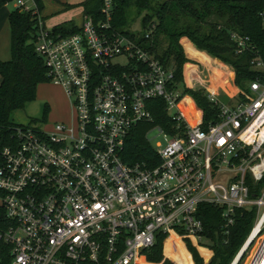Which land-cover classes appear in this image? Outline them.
<instances>
[{"label":"built area","instance_id":"2783aa9c","mask_svg":"<svg viewBox=\"0 0 264 264\" xmlns=\"http://www.w3.org/2000/svg\"><path fill=\"white\" fill-rule=\"evenodd\" d=\"M10 2L36 14L34 51L47 80L62 88L70 120L48 130L13 123L0 147L7 264H141L157 234L203 241L201 203L220 208L224 233L235 209H254L229 264H249L255 254L253 264H261L264 185L255 186L264 175V77L249 81L231 105L206 91L217 111L204 122L172 83L171 67L140 39L154 22L142 31L137 18L138 28L117 30L112 0H102L96 16L82 14L76 32L61 34L45 27L32 0ZM230 37L241 52L242 38ZM251 63L264 72L258 58ZM157 100L167 129L153 123ZM141 125L152 146L148 162L124 163V139Z\"/></svg>","mask_w":264,"mask_h":264},{"label":"trees","instance_id":"16d2710c","mask_svg":"<svg viewBox=\"0 0 264 264\" xmlns=\"http://www.w3.org/2000/svg\"><path fill=\"white\" fill-rule=\"evenodd\" d=\"M10 1L0 0V7ZM32 1L39 13L40 0ZM101 1L81 0L77 4L82 8V14L94 17L98 14ZM112 8L111 24L117 30H127L137 18L142 31L147 23H155L149 38L144 40L141 36L140 39L161 63L171 67L172 83L178 84L181 94L186 95L201 110L204 122L212 119L217 108L209 101L204 89L191 88L189 85L190 59L185 55L188 52L185 45L182 47L181 41H187L196 50L227 64L231 68L230 78L240 99L247 91L249 81L264 77V72L253 68L251 63V60L258 58L264 64V26L261 16L264 15V0H112ZM36 23L37 16L30 11L22 12L13 8L7 16L9 58L0 60V147L9 136V128L13 124L10 114L32 100L38 84L47 81L42 61L34 51ZM52 30L70 34L77 31V26L66 21L54 25ZM231 33L242 38L244 48L241 52H235L236 44L230 37ZM153 103V123L167 129L170 120L163 111L162 102L157 100ZM144 133L145 126L141 125L124 139L121 151L124 163L148 162L152 146L146 141ZM262 185L264 175L256 183V192ZM196 215L202 224L201 235L211 251L207 260L204 261L194 245L184 239L190 260L172 233L163 243V254L169 259L162 255V241L166 234H157L153 244L141 251L145 260L160 264H191V261L192 264H229L253 223L254 209H235L233 222L226 233L223 232L220 208L201 203L196 208ZM261 241L258 240L259 243ZM255 255L249 264L255 262ZM8 259L7 247L0 241V264H7ZM261 264H264V256Z\"/></svg>","mask_w":264,"mask_h":264},{"label":"rangeland","instance_id":"374dc122","mask_svg":"<svg viewBox=\"0 0 264 264\" xmlns=\"http://www.w3.org/2000/svg\"><path fill=\"white\" fill-rule=\"evenodd\" d=\"M80 1L81 0H40L41 7L39 12L44 19L45 27L47 29H52L54 25L66 21H71L75 26H78L82 15V8L77 4ZM26 2L30 4L28 1ZM12 6V3L8 2L1 9L4 13L13 9ZM138 27V19H135L133 28ZM180 43L182 47H184V45L186 46L189 54L185 53L187 58L190 59L189 72H191V74L189 76V85L191 88H201L205 91H211L219 101L228 105L236 102L237 88L230 78L231 68L227 64L219 62L206 53H196L185 41H181ZM8 58V25L7 21H4L0 31V60H7ZM185 81H187V78ZM10 119L16 124H30L42 127L43 130H48L55 122H69L70 105L62 88L47 80L46 82L38 84L34 98L26 102L21 109L13 111L10 114ZM152 134L153 132H150L149 136ZM155 140H161V138L158 136ZM172 234L178 238L183 249L187 252L183 243L184 239L178 236V234ZM169 235H166L162 241V255L164 257L166 256L163 254V243ZM194 247L198 254L203 257L204 261L211 255V251L204 239L200 244L194 245ZM140 262L144 264H160L159 262H147L145 257Z\"/></svg>","mask_w":264,"mask_h":264},{"label":"crops","instance_id":"0c3cea01","mask_svg":"<svg viewBox=\"0 0 264 264\" xmlns=\"http://www.w3.org/2000/svg\"><path fill=\"white\" fill-rule=\"evenodd\" d=\"M5 5V4H4ZM4 5H2L1 7H0V31H1V29H2V25H3V23H4V21H7V16H8V13H9V11L11 10H9V11H6V12H4L3 13V11H2V9L1 8H3L4 7ZM12 8H13V6H12ZM39 15H40V12H39ZM41 16V15H40ZM42 20H43V22H44V19L42 18ZM186 42V44L188 45V46H190L192 49H193V51H195L196 53H202V51H199V50H196L194 47H192V45L191 44H189L187 41H185ZM204 53V52H203Z\"/></svg>","mask_w":264,"mask_h":264},{"label":"bare ground","instance_id":"6f19581e","mask_svg":"<svg viewBox=\"0 0 264 264\" xmlns=\"http://www.w3.org/2000/svg\"><path fill=\"white\" fill-rule=\"evenodd\" d=\"M190 123H192V120L189 121ZM141 263V262H140ZM142 264V263H141Z\"/></svg>","mask_w":264,"mask_h":264}]
</instances>
